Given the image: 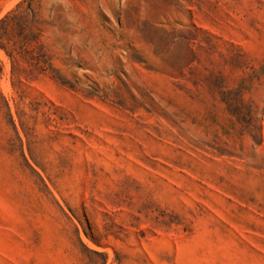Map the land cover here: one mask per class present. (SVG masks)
I'll return each mask as SVG.
<instances>
[{
	"label": "rangeland",
	"instance_id": "374dc122",
	"mask_svg": "<svg viewBox=\"0 0 264 264\" xmlns=\"http://www.w3.org/2000/svg\"><path fill=\"white\" fill-rule=\"evenodd\" d=\"M18 5L0 264H264V0Z\"/></svg>",
	"mask_w": 264,
	"mask_h": 264
},
{
	"label": "trees",
	"instance_id": "16d2710c",
	"mask_svg": "<svg viewBox=\"0 0 264 264\" xmlns=\"http://www.w3.org/2000/svg\"><path fill=\"white\" fill-rule=\"evenodd\" d=\"M20 6L21 5H18L15 10L11 11L3 19L0 20V27H2L4 25L7 26L11 22H17V24L20 26L21 30L24 31V29L26 28V27H24V25L26 24V16L23 12H18L20 9ZM2 39H3V35L0 33V48H5L1 42ZM37 39H38V37L36 35H24L23 36V43L25 45H30L35 40L37 41ZM28 52L25 51V53H28ZM7 54L9 55V57L12 58V56H13L12 52L7 51ZM46 65H47V61H45V60L38 61V59H36V62L34 63V67L36 68V70H39L42 72L46 70Z\"/></svg>",
	"mask_w": 264,
	"mask_h": 264
},
{
	"label": "bare ground",
	"instance_id": "6f19581e",
	"mask_svg": "<svg viewBox=\"0 0 264 264\" xmlns=\"http://www.w3.org/2000/svg\"><path fill=\"white\" fill-rule=\"evenodd\" d=\"M0 52H1V51H0ZM2 52H3V51H2ZM2 52H1V53H2ZM2 54H3V53H2ZM3 55H4V54H3ZM3 55H1V56L3 57ZM4 59H5V58H4Z\"/></svg>",
	"mask_w": 264,
	"mask_h": 264
}]
</instances>
